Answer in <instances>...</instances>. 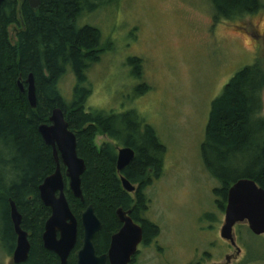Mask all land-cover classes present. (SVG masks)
Listing matches in <instances>:
<instances>
[{"label":"trees","instance_id":"16d2710c","mask_svg":"<svg viewBox=\"0 0 264 264\" xmlns=\"http://www.w3.org/2000/svg\"><path fill=\"white\" fill-rule=\"evenodd\" d=\"M117 1L41 0L36 12L26 1L20 0H5L1 7L0 249L10 256L16 247L9 205L13 200L22 216L21 228L29 234L31 246L23 264H60L40 241L51 213L41 203L38 188L54 172L55 163L38 127L49 124L53 109L63 111L77 139V154L87 168L81 179L84 203L73 197L64 180L66 199L77 220L88 205L94 207L103 225L96 236L103 245L110 227L116 224V211L119 208L127 210L131 204V197L123 190L116 170L117 149L129 147L135 153L134 160L121 174L130 183L139 185L134 215L145 213L144 189L152 179L162 175L165 147L153 127L132 110L117 114L86 106L91 94L87 72L106 49L97 28L79 27L77 21L82 15ZM210 1L214 21L251 15L262 8L260 0ZM15 26L18 29L12 44L10 29ZM128 64L133 67L132 75L139 79L141 60L131 58ZM68 72L75 79L70 101L63 97L59 88L60 80ZM30 74L35 80V109L29 106L26 94L17 87L18 79L25 80ZM148 90L147 85L136 88L138 95ZM263 91L264 66L255 63L237 72L211 104L201 156L210 175L221 184L214 190L220 211L225 209L230 187L239 179H251L264 190ZM97 136L107 137L111 142L98 149L94 143ZM146 227L151 232L155 230L152 226ZM261 243L264 247V242ZM103 249L98 246V250ZM75 258L72 252L67 264H74Z\"/></svg>","mask_w":264,"mask_h":264},{"label":"rangeland","instance_id":"374dc122","mask_svg":"<svg viewBox=\"0 0 264 264\" xmlns=\"http://www.w3.org/2000/svg\"><path fill=\"white\" fill-rule=\"evenodd\" d=\"M260 2L254 14L214 21L210 0H118L77 21L97 28L106 49L87 72V108L135 111L165 147L162 175L144 189L143 218L159 231L158 264H226V257L229 264H264V235L249 233L247 224L234 227L235 246L221 238L225 209L219 210L214 194L221 184L201 156L212 102L237 72L264 66ZM17 29H10L12 44ZM131 58L141 60L139 79L132 75ZM139 85L149 90L138 95ZM74 86L71 72L59 82L68 101ZM110 142L97 136L94 143L100 149ZM10 260L0 249V264Z\"/></svg>","mask_w":264,"mask_h":264},{"label":"water","instance_id":"95a60500","mask_svg":"<svg viewBox=\"0 0 264 264\" xmlns=\"http://www.w3.org/2000/svg\"><path fill=\"white\" fill-rule=\"evenodd\" d=\"M26 1L33 12L41 7V0ZM5 0H0L1 7ZM17 87L26 94L29 106L36 108L37 97L34 76L30 74L25 80L17 81ZM38 133L52 151L55 163L54 172L46 177L38 188L39 199L44 207L50 210V217L44 224L42 235L43 248L57 256L60 264H67L68 258L75 250L78 237V220L73 214L66 199L65 181L73 197L84 203L81 179L86 172L85 161L77 154V139L70 130L65 115L60 108L52 110L49 124L38 127ZM135 158L129 147L117 149L116 170L118 174L131 164ZM64 168V174L61 168ZM122 188L133 193L135 187L123 175L120 177ZM10 218L16 235V247L13 252L14 264L27 261L30 252L28 233L21 228L22 216L13 200L9 201ZM116 217L123 224L121 230L111 239V247L107 255L97 256L93 238L101 230V222L95 214L94 207L88 205L80 216L83 229V243L76 255V264H128L130 256L141 242L142 230L136 226L122 209L116 211ZM247 224L255 236L264 235V190L251 179H239L229 189L225 208L224 224L220 236L223 240L235 244L233 229L236 225ZM238 249V253H239ZM231 257H226L229 264Z\"/></svg>","mask_w":264,"mask_h":264},{"label":"flooded vegetation","instance_id":"af4514ba","mask_svg":"<svg viewBox=\"0 0 264 264\" xmlns=\"http://www.w3.org/2000/svg\"><path fill=\"white\" fill-rule=\"evenodd\" d=\"M63 169V174H64V168L62 167L61 170ZM122 175L119 176V179ZM124 177V176H123ZM67 181V180H66ZM152 181H154L152 179ZM132 184V183H131ZM135 187V191L133 193H127L128 195H130L131 197V204H130V208L127 210H124L123 208H119L122 209L126 215L132 220V222L141 228L142 230V238H141V242L137 245V247L135 248L133 254L130 256V261L128 264H158V257L161 258V253H160V247L158 244V227L156 224L152 223L150 220L143 218V215H134L132 212L135 210L138 199H137V193L139 190V185L138 183L136 184H132ZM143 193V192H142ZM80 219L78 220V237H77V244L75 247V250L73 252H75V256L77 255V252L81 249L82 247V243H83V229L81 227L80 224ZM101 222V221H100ZM217 222V221H216ZM146 225L148 226H152L155 228L154 231L151 232V230H149V228L146 227ZM102 222H101V229H102ZM123 227V224L120 222V220L116 217V224H114L112 227H110L109 231H108V236H107V241L104 243L101 242V240L98 239V237L96 236L98 233L95 234L94 238H93V246L96 252L97 256H102V255H107L110 247H111V239L112 236L116 233H118L121 228ZM221 228L222 226H220V232H221ZM82 231V236H80L79 238V232ZM44 232V230H43ZM43 235V233H42ZM28 238H29V234H28ZM216 242L218 241H222L220 239H218V236L215 237ZM236 240V238H235ZM41 245L43 247V242H42V236H41ZM30 242V240H29ZM102 244V245H101ZM98 246H102L104 249L102 251L98 250ZM240 250V249H239ZM14 252V251H13ZM145 255H149V260H143L142 258H144ZM12 256L13 253L8 256L11 258L10 261L7 262V264H14L12 261ZM56 256V255H55ZM57 257V256H56ZM58 259V258H57ZM76 264V258H75V263Z\"/></svg>","mask_w":264,"mask_h":264}]
</instances>
